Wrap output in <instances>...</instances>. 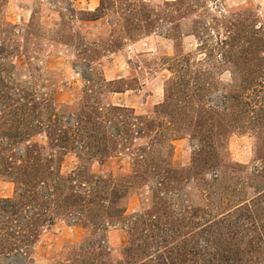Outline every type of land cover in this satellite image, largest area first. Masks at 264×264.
I'll list each match as a JSON object with an SVG mask.
<instances>
[{
    "label": "trees",
    "instance_id": "trees-1",
    "mask_svg": "<svg viewBox=\"0 0 264 264\" xmlns=\"http://www.w3.org/2000/svg\"><path fill=\"white\" fill-rule=\"evenodd\" d=\"M50 4L59 7L60 23L54 30L36 24L38 6L26 27L0 19V175L16 185L13 197H0V264H36L37 244L61 219L93 233L64 264H264V220L249 201L229 203L212 189L217 179L209 186L204 210L190 205L184 193L187 172L198 170L197 177L205 170L218 171V145L225 132L249 126L239 118L247 113L246 98L240 102L220 83L214 88L222 91L217 104L208 98L211 83L206 76L187 80L189 72L180 69L167 85L155 118L117 106L110 95L126 89L113 87L116 83L97 69L105 56L97 52L102 41L90 42L66 28L113 15V25L123 30L104 50L109 54L155 32L154 7L143 0H100L94 12H81L71 0ZM51 42L74 48V70L78 64L86 66L82 100L75 108H59L52 93L14 79L15 59L24 55L29 63L40 61ZM256 69L264 72V65ZM36 70L48 75L42 66ZM253 80L243 77L240 90L259 83ZM258 86L263 88L264 82ZM237 87L234 76L231 90ZM181 133L189 136L194 149L189 170L172 161L173 141ZM38 135L45 136V144L34 141ZM144 139L145 144L137 143ZM70 153L79 165L64 174L63 162ZM117 156L129 159L127 173L91 170L95 162L104 166ZM142 189L149 195L130 214L131 198ZM110 227L129 235L121 259L111 257L99 235Z\"/></svg>",
    "mask_w": 264,
    "mask_h": 264
},
{
    "label": "rangeland",
    "instance_id": "rangeland-1",
    "mask_svg": "<svg viewBox=\"0 0 264 264\" xmlns=\"http://www.w3.org/2000/svg\"><path fill=\"white\" fill-rule=\"evenodd\" d=\"M50 1L2 0L0 19L26 27L33 9L38 6L36 24L54 30L60 23L59 7H54ZM71 1L81 12H94L100 4V0ZM143 1L154 7L151 17L157 21L155 32L136 41H127L113 53L108 54L104 50L111 46V40L122 35L123 28L113 25L111 14L99 20L67 26L66 31L72 35H84L90 42L102 41L98 42L97 52L105 56H101L97 69L108 81L116 83L113 87L126 89L111 94L112 103L131 108L144 118L156 117L155 110L164 103L166 87L175 76H179L177 72L180 69L189 72L187 80L194 78L195 74H202L203 79V75L206 76L211 83L208 98L217 104H220L222 91L214 88H220V83L227 86L233 95L239 96L240 102L246 98L249 106H245L243 111L246 109L247 113L239 118L249 126L225 132L218 145V171L205 170L197 177L195 172L198 170L187 172L186 177L190 179L184 186V193L190 205L204 210L209 186L217 179L212 188L215 192L223 194L229 203L249 201L255 207L258 219L264 220V87L258 86L264 82V72L256 69L258 64L264 65V0ZM75 60L74 48L51 42L44 47L40 61L31 60L29 63L24 55L18 56L14 61L13 76L17 82L30 83L41 93H52L59 108H75L82 100L83 77L87 76L85 65L78 64L74 70ZM40 66L48 72L47 76L37 72ZM233 73L238 86L235 92L231 90ZM248 75L259 83L240 90L241 80ZM45 78L50 82L45 83ZM43 85L48 89L45 90ZM34 141L45 144L46 139L44 135H38ZM147 141L144 139L137 143L145 144ZM193 155L189 136L179 134L173 141V164L189 170L193 167ZM78 165L76 156L68 154L62 166L64 174H69ZM130 167L126 156H117L104 166L95 162L91 170L118 176L127 173ZM15 190V183L0 175V197L11 198ZM148 195L145 189L134 194L129 213L140 208ZM99 235L105 238L111 257L121 259L129 240L126 230L110 227ZM92 237V230L82 224L57 220L36 246V264H64L77 246Z\"/></svg>",
    "mask_w": 264,
    "mask_h": 264
}]
</instances>
